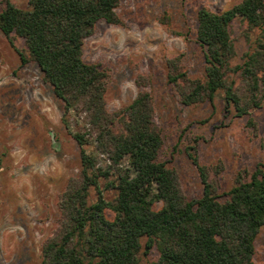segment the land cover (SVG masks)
Wrapping results in <instances>:
<instances>
[{
	"label": "trees",
	"instance_id": "trees-1",
	"mask_svg": "<svg viewBox=\"0 0 264 264\" xmlns=\"http://www.w3.org/2000/svg\"><path fill=\"white\" fill-rule=\"evenodd\" d=\"M119 2L28 0L23 9L2 0L0 31L24 40L22 63L33 61L62 101V121L80 147L79 171L59 194L58 226L42 244L41 264H142L140 254L153 247L154 264H264L253 261L264 226V163L240 170L220 192L195 145L188 146L203 184L200 197L188 198L177 171L159 159L163 137L151 92L141 88L126 105L107 109L108 71L83 59V43L98 21L121 24ZM237 18L247 39L256 35L232 64L230 26ZM196 21L204 76L190 77L178 55L167 60L168 83L184 105L221 93L227 111L250 115L264 103V0H240L222 11L202 6Z\"/></svg>",
	"mask_w": 264,
	"mask_h": 264
},
{
	"label": "rangeland",
	"instance_id": "rangeland-1",
	"mask_svg": "<svg viewBox=\"0 0 264 264\" xmlns=\"http://www.w3.org/2000/svg\"><path fill=\"white\" fill-rule=\"evenodd\" d=\"M11 1L29 7L28 0ZM239 1L120 0L115 11L121 24L100 20L83 43V59L108 71L109 111L129 103L141 88L151 92L163 137L159 159L177 171L188 198L203 191L188 146L195 145L220 192L233 185L240 170L264 163V103L242 116L226 110L221 93L212 102L184 105L167 80V60L178 55L190 77L203 78L197 11L202 6L222 11ZM246 28L238 18L230 26L232 64L241 62L256 35L247 39ZM21 53H26L24 40L0 31V264H41L42 244L58 226L59 194L80 167V147L62 121V101L33 61L22 63ZM140 258L154 264L158 251L153 247ZM253 261L264 263V226L255 237Z\"/></svg>",
	"mask_w": 264,
	"mask_h": 264
}]
</instances>
